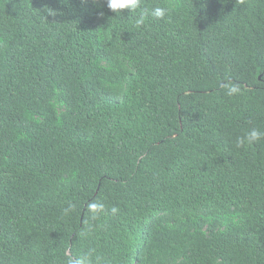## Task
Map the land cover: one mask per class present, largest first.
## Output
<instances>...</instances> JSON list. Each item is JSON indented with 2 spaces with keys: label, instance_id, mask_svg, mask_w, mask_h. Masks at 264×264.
<instances>
[{
  "label": "trees",
  "instance_id": "1",
  "mask_svg": "<svg viewBox=\"0 0 264 264\" xmlns=\"http://www.w3.org/2000/svg\"><path fill=\"white\" fill-rule=\"evenodd\" d=\"M252 130L264 0H0V264H264Z\"/></svg>",
  "mask_w": 264,
  "mask_h": 264
},
{
  "label": "clouds",
  "instance_id": "2",
  "mask_svg": "<svg viewBox=\"0 0 264 264\" xmlns=\"http://www.w3.org/2000/svg\"><path fill=\"white\" fill-rule=\"evenodd\" d=\"M107 8L116 14V16L123 14L125 11L133 14L140 9L141 0H106ZM167 9L163 7H154L149 12H141L136 18V25L140 26L144 23L146 15H151L153 18L162 19L165 17ZM235 89H232V92H235ZM264 135V132L259 130H252L245 134V138H241L237 142V146H243L246 142L252 143L253 141H258L261 136ZM92 211H98L99 207L95 204L90 205ZM116 211V209H113ZM65 264H86V259L83 257H68Z\"/></svg>",
  "mask_w": 264,
  "mask_h": 264
}]
</instances>
